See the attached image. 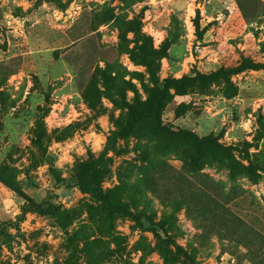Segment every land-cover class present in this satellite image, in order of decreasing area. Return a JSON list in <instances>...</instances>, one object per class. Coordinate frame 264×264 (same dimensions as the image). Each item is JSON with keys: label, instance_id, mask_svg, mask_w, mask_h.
Returning a JSON list of instances; mask_svg holds the SVG:
<instances>
[{"label": "rangeland", "instance_id": "obj_1", "mask_svg": "<svg viewBox=\"0 0 264 264\" xmlns=\"http://www.w3.org/2000/svg\"><path fill=\"white\" fill-rule=\"evenodd\" d=\"M0 174V264H264V0H0Z\"/></svg>", "mask_w": 264, "mask_h": 264}, {"label": "trees", "instance_id": "obj_2", "mask_svg": "<svg viewBox=\"0 0 264 264\" xmlns=\"http://www.w3.org/2000/svg\"><path fill=\"white\" fill-rule=\"evenodd\" d=\"M195 27H196V31L198 35H201V25L200 22L198 20L195 21ZM158 99H156L155 103L157 104ZM152 117L153 119V124H154V129L159 130V131H164L170 134H174L171 130V128L169 127V125L163 123L160 118L158 117V110H157V106L155 109V112L151 111V114L149 115ZM136 122L134 121L133 125ZM179 135L182 136H188L190 141L196 145L198 148L205 150V144L209 143L208 140H201L198 139L196 137V135L192 134V133H188L185 132L183 130H179ZM235 163H232L231 168L233 170L234 169V165ZM245 169V167H244ZM248 174L249 176H253V177H249L251 180H253L254 182H256L258 177H254V172L250 171L248 169ZM108 175V170L107 169H102V168H95L94 166H90L88 167V169L78 178V186L80 187V189L87 194L93 195L94 197H96L99 200H105L106 199V194L102 188V182L103 180L106 178V176ZM0 179L3 180L4 183H6L7 185H9V183L4 179L3 175L0 174ZM10 188H12L13 190H15V187L10 186ZM37 204L35 203H31L29 201H26V203H24V205L21 206L22 211L24 212L26 210V208L29 207H36ZM48 206V210L47 212H50L52 214H57L59 212V207L57 206ZM41 214H45L43 211L40 212ZM141 227L143 228V230H151L152 232H154L155 234H159L160 231H162L161 226L157 225L155 221H153V219L147 217L146 215H143L141 217V221H140ZM0 250H1V242H0Z\"/></svg>", "mask_w": 264, "mask_h": 264}]
</instances>
